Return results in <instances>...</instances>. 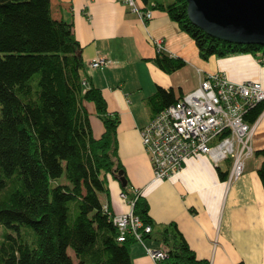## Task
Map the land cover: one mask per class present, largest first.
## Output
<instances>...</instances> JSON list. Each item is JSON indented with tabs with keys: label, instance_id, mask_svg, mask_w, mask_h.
Returning a JSON list of instances; mask_svg holds the SVG:
<instances>
[{
	"label": "trees",
	"instance_id": "16d2710c",
	"mask_svg": "<svg viewBox=\"0 0 264 264\" xmlns=\"http://www.w3.org/2000/svg\"><path fill=\"white\" fill-rule=\"evenodd\" d=\"M142 2L178 23L204 60L264 57V46L231 44L195 27L187 0ZM155 62L168 74L186 66L183 58L165 53ZM180 99L159 87L146 103L156 117ZM85 103L95 105L104 125L100 138L93 135ZM0 105V226L7 230L0 264H133L130 247L138 241L128 235L119 242L99 194H108L112 177L134 201L143 224L154 228L149 202L129 189L119 156L120 115L109 111L102 90L86 77L83 47L73 25L53 17L51 0H0ZM263 112L264 102L258 103L245 121L254 125ZM255 155L262 159L258 175L264 188V149ZM218 173L228 180L229 171ZM160 241L167 248L161 264H210L198 258L176 224L161 231Z\"/></svg>",
	"mask_w": 264,
	"mask_h": 264
},
{
	"label": "crops",
	"instance_id": "0c3cea01",
	"mask_svg": "<svg viewBox=\"0 0 264 264\" xmlns=\"http://www.w3.org/2000/svg\"><path fill=\"white\" fill-rule=\"evenodd\" d=\"M141 9L147 6L139 2ZM52 15L73 25L83 47L86 77L100 88L109 111L118 113L119 156L125 167L129 189L141 191L155 222L148 247L161 249L160 233L176 224L199 259L210 264H264V188L258 175L262 159L255 153L264 149V112L251 125L249 147L253 155L244 161L243 174L233 181H222L218 168L232 171L229 161L218 166L202 155L183 165L179 173L163 182L154 181L149 155L140 130L153 120L147 99L159 87L172 89L177 98L195 91L208 74L224 73L234 82H260L264 87V65L259 56L238 54L204 60L193 38L165 11L154 10L150 21H143L121 0H51ZM163 40L164 53L183 58L186 66L168 74L155 58V41ZM107 59L111 63L94 69L91 63ZM93 135L100 138L104 125L93 103H85ZM107 193L99 197L113 214L131 210L130 200L122 199L118 181L108 177ZM133 264H151L145 247H130Z\"/></svg>",
	"mask_w": 264,
	"mask_h": 264
},
{
	"label": "built area",
	"instance_id": "2783aa9c",
	"mask_svg": "<svg viewBox=\"0 0 264 264\" xmlns=\"http://www.w3.org/2000/svg\"><path fill=\"white\" fill-rule=\"evenodd\" d=\"M121 1L143 21L153 19L151 5L141 9L138 1L142 0ZM155 46L158 53H164L163 40L155 41ZM109 63L107 59H97L91 67L100 69ZM261 102H264V87L260 82L234 83L224 73L208 74L195 91L159 113L140 130L145 152L151 160L154 181L170 179L182 170L185 163L202 155L209 156L216 166L232 160L228 179L231 182L240 177L244 161L253 155L248 145L251 125L245 121V115ZM134 193L141 196V191ZM121 197L125 201L128 199L123 193ZM130 204L129 212L119 214H113L105 207L118 227L119 242H125L128 235H133L145 247L151 264H161L167 257V248L148 247L143 235L153 234L154 228L145 226L134 213V201ZM143 229L145 233L141 232Z\"/></svg>",
	"mask_w": 264,
	"mask_h": 264
},
{
	"label": "water",
	"instance_id": "95a60500",
	"mask_svg": "<svg viewBox=\"0 0 264 264\" xmlns=\"http://www.w3.org/2000/svg\"><path fill=\"white\" fill-rule=\"evenodd\" d=\"M187 2L190 21L209 36L231 44L264 46V0Z\"/></svg>",
	"mask_w": 264,
	"mask_h": 264
},
{
	"label": "rangeland",
	"instance_id": "374dc122",
	"mask_svg": "<svg viewBox=\"0 0 264 264\" xmlns=\"http://www.w3.org/2000/svg\"><path fill=\"white\" fill-rule=\"evenodd\" d=\"M139 2L140 1H138V3ZM214 57H216V56H214ZM261 60H264V57H263V59L259 58V62L264 65V61H261ZM0 116H1V105H0ZM5 232H7V230L4 227L0 226V242L3 239V236H4ZM69 255L72 256L74 261L76 262L73 250H69Z\"/></svg>",
	"mask_w": 264,
	"mask_h": 264
}]
</instances>
